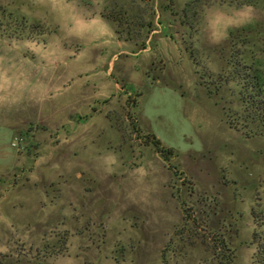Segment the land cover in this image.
<instances>
[{
  "label": "rangeland",
  "instance_id": "1",
  "mask_svg": "<svg viewBox=\"0 0 264 264\" xmlns=\"http://www.w3.org/2000/svg\"><path fill=\"white\" fill-rule=\"evenodd\" d=\"M245 1L0 0L47 31H0L3 264H258L264 121L227 64L264 72Z\"/></svg>",
  "mask_w": 264,
  "mask_h": 264
},
{
  "label": "trees",
  "instance_id": "2",
  "mask_svg": "<svg viewBox=\"0 0 264 264\" xmlns=\"http://www.w3.org/2000/svg\"><path fill=\"white\" fill-rule=\"evenodd\" d=\"M259 1L264 0H246L245 3H238V6L242 5H256ZM254 2V3H252ZM3 27H5L3 29ZM4 30L8 32L9 37H15L19 39L31 38L32 36L43 35L47 31L45 27L37 22H31L22 16H14L13 14L3 11L0 12V31ZM241 43L249 44V40L243 38ZM261 67L264 68V50ZM232 59L228 61V65L232 67L231 80H234L240 86V101L244 107V111L247 116L255 121H264V72L260 67H257V56L251 55L247 51H240L234 54ZM259 65V64H258ZM147 141L151 144L157 153H159L165 160L171 158L173 152L171 149L162 147L160 140L154 135L147 134ZM219 248H222L218 244ZM225 247V246H224ZM258 264H264V237L258 241L257 251ZM227 263L231 264V258L227 257ZM0 264H3L0 258Z\"/></svg>",
  "mask_w": 264,
  "mask_h": 264
}]
</instances>
